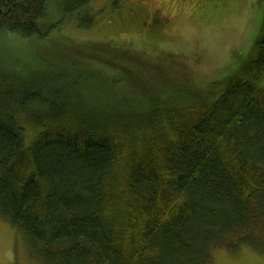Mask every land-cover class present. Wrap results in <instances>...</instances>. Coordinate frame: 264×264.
<instances>
[{
    "label": "trees",
    "instance_id": "obj_1",
    "mask_svg": "<svg viewBox=\"0 0 264 264\" xmlns=\"http://www.w3.org/2000/svg\"><path fill=\"white\" fill-rule=\"evenodd\" d=\"M89 2L0 0L2 45L47 40L61 22L52 11L84 15L88 29ZM50 61L0 58V218L37 264L264 253V25L211 91L145 85L139 100L107 71H42Z\"/></svg>",
    "mask_w": 264,
    "mask_h": 264
},
{
    "label": "rangeland",
    "instance_id": "obj_2",
    "mask_svg": "<svg viewBox=\"0 0 264 264\" xmlns=\"http://www.w3.org/2000/svg\"><path fill=\"white\" fill-rule=\"evenodd\" d=\"M88 10L90 28L77 27L84 15L52 11L61 22L47 40L14 36L5 45L0 40V58L31 65L50 59L49 67L40 64L47 73L55 62L84 72L107 71L120 81L114 87L118 94L144 100L145 85L152 95L156 88L173 93L182 86L211 91L242 64L264 25V0H90ZM0 264H37L2 218ZM208 264H264V253L217 247Z\"/></svg>",
    "mask_w": 264,
    "mask_h": 264
}]
</instances>
